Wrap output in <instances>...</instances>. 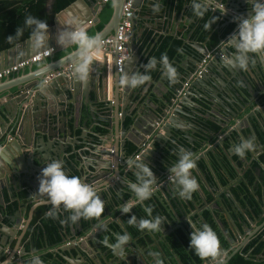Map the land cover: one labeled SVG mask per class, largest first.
Masks as SVG:
<instances>
[{"label":"water","instance_id":"water-1","mask_svg":"<svg viewBox=\"0 0 264 264\" xmlns=\"http://www.w3.org/2000/svg\"><path fill=\"white\" fill-rule=\"evenodd\" d=\"M81 1L84 2L85 0H77L73 4H71L69 7H67L65 10H63L61 12L62 15H59L58 17H56V20L54 21V26L52 25L49 27V31H54L56 34V31L58 29L56 26L58 24L57 21L59 20V17L63 16L64 12H69L73 10L74 6L79 4V2ZM89 1L91 2V6L88 8H91L90 12L93 15L89 13V10L86 11L87 12L86 14H83L82 16L83 20H86L84 23H82L83 27L87 26V23H89V25L92 24L93 26L96 25L99 22L98 15L100 14V11L102 10V8L106 6V4H100L101 0H89ZM140 1L141 0H136L135 2L136 10L140 4ZM215 1H218V0H215ZM227 2H228V5H225L223 2H220L221 3L220 5H224L225 7L224 9L219 8L213 3L212 5L209 4L210 7L208 10L217 14L224 20L223 21L224 24L223 26H221V28L223 29L228 28L231 25L235 26L232 32L229 34V36H231L233 33L237 31V27H238L237 23L234 22V17L248 16L247 15L248 10L251 9V6L254 0H227ZM112 3L114 5V12L112 14L109 28L114 29L115 30L114 33L116 34L118 26L120 25L121 20H122L123 6L125 3V0H112ZM81 21H82V18H81ZM139 24H140V20L135 16L134 17V29H133V32L130 38V43H129L130 57L125 63L123 72L119 73L118 77L122 75L124 72H128L129 74H131L132 64L133 65L136 64V67L138 69L137 72H140L143 66V62L145 61V60H141L140 62L137 61V58L139 59L141 56L139 48L136 43V31H138ZM60 26H63V24H60ZM68 27L71 28V25ZM229 36L224 37V38L219 37L220 39L219 44L223 43L226 39L229 38ZM102 37L103 39H105L108 36H104L102 34ZM27 40L23 43H19L17 46L13 48L8 49L7 51L0 53V56L3 54H6V52L10 53L13 50L20 49L21 47H29ZM49 47L50 48L48 50H54L55 48L60 47V46H58L55 42L53 43V41L51 40L49 41ZM203 50L204 48L200 45H197L194 47L191 46L190 49L185 50V52L188 55L187 60L191 62L189 63V69L191 73L185 70L187 71L186 74H178V79L182 84L184 83L185 80H188V78L192 75V72L197 70L199 64L201 63L202 58L206 54H208L209 51L203 52ZM221 53L224 55V58L222 59L220 58V56H216L214 59H212V62L209 63L206 67V72L201 75L202 78L198 79V82L196 84H193L192 87L196 88L198 87L199 84H203V86L208 87V91L212 89L215 92H219L218 95H216V97L221 98V96H223V100L224 102H226L228 107L226 106L224 108L222 106L224 108V111H221L220 114H217V111L215 110L216 108L215 107L213 108V105L211 104L210 107L208 108V112L204 113L199 108V104H197L193 99H191L194 90H190V89L187 90L186 95L181 98L179 97L178 93L182 90V85H180L179 82L175 83L176 88L173 89L174 96L172 100L179 101V108H176L175 102L170 100L166 102L167 104L165 105L164 111L162 113L156 114L154 112V114H151V116L154 117V122L152 121L150 122L152 126H148V130L144 132V135L149 136L150 140L153 138V142L150 144V149H148L147 152L142 155V161H146L147 163L154 166L155 163L152 162V159L154 158V156H156L158 159H161L162 154L166 153L164 149L165 147H168V143L170 141L174 142L177 145L183 146L184 148L191 150L194 153V146L196 145V142H197V139H195V136L198 134L200 139L207 140L209 138V133L211 132V128L209 126L208 118L214 117L218 121L217 123L219 126H227L229 122V116L233 118L237 117L238 119L239 115L241 113L242 114L244 113L246 107L243 105V99L240 96L241 94L237 93V95H234L233 87L227 86L223 90H220L217 83L215 84L211 83V85L208 84L209 76L211 75V73L215 71L218 73V75L215 76L216 81L218 79H222L226 84H228V81L226 79V76L228 74H230L232 77L237 79V74L235 75V73L240 70L238 68L232 67L231 65L227 63V58L229 56L234 55V53L228 48L223 49ZM27 54L28 52L24 53V56L20 60L15 61L8 67L3 66L1 69L4 70L6 68L12 67L13 65L18 64L21 61L31 58L37 53L31 52V55H27ZM66 65L72 66V69L67 72L65 71L61 72L56 69L57 71L51 72L49 74V75L51 74L54 75V77H52L49 81H47L46 79L47 77L42 79L41 82L44 83L43 89L39 87V89L33 90L30 87L23 86L22 89L18 91L19 94L15 101L17 103V106L15 108H11L9 111V113H11L12 116H16L18 117V120H21V123H20L21 128L25 126V130L28 129V132H26V134H27V137H29V139H28V142L23 140L21 138L22 135H20V132H19L18 137L21 140H19L16 137L14 142L8 139L4 142V144L2 143L0 145V223H3V219H4L3 217L5 215V205L8 204L5 198V190H8V194L10 195L9 205H13V202L17 201V199L13 197L14 196L13 192L18 191L24 185H27L30 187V189L27 190V193L29 194V198L24 199V200H27L28 202L30 201L29 203L33 202L34 200L30 197V194L37 191L38 177L40 176L41 169L44 167V165L47 162H50L52 160H60L61 156H64L68 153L67 150L71 148L72 146L71 143L73 142L72 140H74V137H73L74 127L77 128L80 125L82 129L84 130L83 136L81 135L75 138L76 145L82 144L83 146H86L88 148V151H92L98 156V160L95 162V165L93 167L94 173L91 174L90 176H87V178L84 175V177L81 179H86L85 182L87 184L92 185L93 187H96L97 190H99L102 187L101 184L108 182L103 188H101L102 190L98 192V195L100 196L102 200L104 199L103 193H102L103 191H106V190L111 191L112 187L118 185L119 183L124 185L126 182V178L128 177V174L130 172H133L132 169L127 171L126 174H121V171L119 169H117L118 172H116L115 168H116L117 163H118L117 168H119V166L125 167L127 165L126 161L129 158H133L143 148V146H145L149 142L148 138H146L144 142L130 141V143L135 148V151L131 154V157H129L130 149L127 147L128 138H126V140L124 141H121L117 145V149L106 147L105 145L108 144L107 140L110 139L109 134L111 135L112 133L111 121H108L107 123L109 124L107 127L108 128L107 131H109V134H103L100 131L99 136L94 135L95 138L91 137L90 134L93 133V131H91L93 124L102 126L99 123L101 122L100 119H97L96 115L93 113V111L97 110L98 108L96 105H92L90 107L89 119H91L92 125H89V119L85 120L83 124H80L81 117H79L80 107L78 106V102H79L78 98L83 94L84 96L83 101L85 99L86 101L87 100L89 101L91 100V94H87V90H86L87 87L83 86V89H82L81 88L82 83L78 82L77 79L75 78L74 71H73V63L67 62ZM95 65L96 63L94 62L90 70V73H89V80H91V83L94 82L95 86L97 85L98 88L95 87L96 90L98 89L100 90V92L95 91L97 94V97L99 94H100V97H102L103 93L106 92L104 95V98L101 99L102 101H100V103L104 105V109H106V112H108V114L111 115L113 114L115 110L117 111V109H115L116 104H115L114 99L106 100L107 90H106L105 83L107 81V76H108L107 70L105 67L106 65H104L103 73L96 72L95 74H93L91 72L96 70L93 67ZM215 66H217L218 69ZM57 72L61 74L58 75ZM103 76H105L106 78L105 82L102 79ZM201 87L199 89V93L202 95L203 91L201 90ZM114 93H115V89L113 88V94ZM63 94L67 98L66 101H62V98H58L59 95H63ZM230 94H233L231 95L232 98L237 99L235 101L237 105L235 109H233V107L231 106L233 105V102L229 98ZM40 98L42 99L41 101L44 103H41V105H38L39 102L37 101ZM55 98H57V100L59 101L61 100L62 102H60L57 105ZM200 98H202V96ZM189 102L192 105L189 111H186L180 108V106L183 105V103H184V106H187L189 105ZM65 104L67 105L66 106L67 110L63 111L62 108ZM12 106H15V105L13 104ZM48 106L51 109L50 115L47 114ZM258 108L260 107H257V109ZM119 113H120V110L118 111V114ZM51 115H53L52 117L56 119V124H55L56 126L53 127L52 125H49V129L51 132L47 134H49L52 140H55V139L56 140L53 141L52 145L54 144V146L50 148L51 150L50 152H48L47 150L41 151L40 150L41 146L39 145H41V143L44 144L45 139L37 138V133L38 135H42L44 132L42 131V127L33 126V124L36 125L37 124L36 122L38 120H44L46 122H50ZM258 118H259V111L256 110L255 113L251 114L250 116L248 115L247 120L251 122L252 121L257 122ZM119 127L121 128V131L123 134L128 132V130H126L124 120L120 122ZM136 128L137 130H139L138 127ZM232 132H235V133L238 132L236 133L238 135L242 134V128L238 126L237 129L232 130ZM225 137L226 136L223 135V137L221 138L225 139ZM57 138H60L59 139L60 142ZM182 138H184L187 141L186 142L183 141ZM222 139H220V142L223 144ZM13 145L16 148H13ZM22 145L25 148L28 147V148L33 149L32 154H30L28 158H25L24 152L22 153V150H23ZM156 145H158V148ZM15 149L17 150V152L15 151ZM58 151H59V155L57 156ZM6 155H8L9 158H7ZM197 162L196 164H198ZM172 164L173 162L165 161V165L167 167H170ZM83 171L84 170H82V172ZM88 171L89 169H87V172ZM238 171L240 173L242 172L241 169L239 168H238ZM2 173L7 175V179L5 180L3 179L5 178V175L1 177ZM168 173H169L168 170L166 171L161 170L156 173V177L158 178L157 182H159L160 180L159 177H162L163 179L162 181H164V183L163 184L161 183L162 184L161 188L164 194L167 196V198L170 201H172L175 198L173 194L174 187L172 186V184L173 185L175 184L173 182H170V180H168L169 178L167 177ZM82 174H84V172ZM115 175L116 177H114ZM117 178L119 179V181H117L118 180ZM114 183L116 184L112 186V184ZM228 192H229L228 196H231L232 194L230 193L229 190ZM154 194H158L159 196L161 195L159 190H156V192L152 194L151 198L155 196ZM40 198L41 197H39V199ZM24 208L25 207L23 205V207L18 208L16 210L20 212V210L23 211ZM16 215L17 213L15 214V216ZM8 218L10 217L8 216L7 219ZM11 237L12 236H8V237L5 236V242L1 243L0 247L2 248L8 247V245L11 244ZM94 240H96V236L95 235L93 236L92 234L89 233L86 238V242L88 243L87 245L89 247H92L91 242ZM125 247H129L132 250L130 253H124L123 256L115 255V258L119 261L118 264H154V263L156 264V261L158 260L157 257L152 252L153 254L151 258L154 262L153 263L151 259L149 258V256H147L145 251H143L142 248L135 241L129 242ZM240 249H241V246H239L238 250ZM64 251L66 250L64 249ZM23 252L25 253V248L23 249ZM223 252L224 251H221L218 259L219 258L221 259V257L224 256ZM64 258L66 261L71 260L69 255ZM5 262H7V264H15L13 260H11V256L7 260H5Z\"/></svg>","mask_w":264,"mask_h":264},{"label":"crops","instance_id":"crops-1","mask_svg":"<svg viewBox=\"0 0 264 264\" xmlns=\"http://www.w3.org/2000/svg\"><path fill=\"white\" fill-rule=\"evenodd\" d=\"M52 2H53V0H50L49 8L52 7ZM160 2H161V9H160L159 13H154L152 11L153 0H141L139 6L137 7V10H135V13H136L135 15L140 20V24L138 26V31H136V43H137V46L139 48L141 56L139 59L137 58V61L140 62L141 60H145L143 62V66H144L148 62L149 59L155 58V51L160 46V43L163 42V39H165L166 37L167 38L171 37L180 43L177 54H175L172 57V59L169 61L170 64L173 67H175V69H176V72H177L176 79L174 81H169L162 74L161 65L157 61L158 63H157L156 68L151 69L146 73L149 76V79L147 81H145V83L143 85H140L134 89H128V88L126 89L125 88L127 91L126 92L124 87L120 86L118 83V74L119 73L117 72V70H115L114 64L113 63L109 64V63H106V61L102 60L103 56L105 55V51L106 52L108 51L106 48H105V51L102 48L99 59L94 61L96 63V65L93 67L96 70L92 71L91 73H93V74H95L96 72L103 73L104 65H106L105 67H106L107 75H108L107 81L105 83L106 90H107L106 100L114 99L115 104H116L115 109H117V111L115 110L113 112V114H111V115H109L108 112H106V109H104V105L102 103H100V101H102L101 99L104 98V95L106 92L103 93L102 97H100V94L98 93L99 95L97 97L96 92L97 91L100 92V90L99 89L96 90V88H98V87H97V85L95 86L94 82L91 83V80L88 79L86 84H81L82 89H83V86L87 87V89H86L87 94H91V100L86 101V99H85L83 101V97H84L83 94L78 98V101H79L78 106L80 107L79 117H81L80 118L81 119L80 124H83V122L85 120L89 119L90 107L92 105H96L98 109L93 111V113L96 115L97 119H100L101 122H99V123L102 126H98L97 124H95V125H97V126H95L93 124L92 129H91V131H93V133H91L90 135H91V137L95 138L94 135H98V136L100 135V130L104 131L103 134H109V131H107V129H108L107 127L109 124H107V123H108V121H111L112 133H111V135L109 134L110 139L107 140L108 144L105 145L106 147H111V148L117 149V145L121 141L126 140V138H128L127 145L129 144L132 148H134V146L130 143V141L144 142V140H146V135H144V132L146 130H148V126H152L150 122L151 121L154 122V117H152L151 114H154V112L156 114L161 113V111L165 108V105L167 104L166 103L167 98L169 100L173 99V96H174L173 89L176 88L175 83L179 82V84L182 85V88L185 91H187L189 89L194 90L191 99H193L195 102H199V97H200L199 89L203 84H199L198 87H196V88H194L192 86H193V84H196L198 82V79L202 78L201 75L206 72V68H200L198 66L197 70L192 72V75L195 78L190 79L192 76L191 75L188 78V80L184 81V83L189 81V84H190L188 86V88L185 89V87H184L185 84H182L178 79V74H186L187 71L190 72L189 63H191V62L189 60H187L188 55L185 52V50L190 49L191 46H193V47L197 46V45L202 46L204 48L203 52L209 51L208 54H206L203 57V58H206L208 56L211 57V60L209 61V63H211L212 59H214L217 56L215 54L221 53V51L223 49L228 48L229 50H231L235 54V49L233 47H230L227 44H224V45L219 44V46L217 45L216 47L210 48L208 43H206V42H204V43L200 42L199 43L197 41V39L194 37V27H195L196 21L200 17L197 16V18H196V15H194L195 13L191 10L190 4H191L192 0H172L171 1L172 3L169 2L168 0H160ZM200 2L206 7V11H209L208 10L210 7L209 4H211V3L208 2V0H200ZM220 2H223L225 5H228L227 0H218V1L212 0V3H214L216 6H220V4H221ZM100 4H104V3L101 2ZM90 6H91V2L89 0H85L84 2H82V1L79 2V4L74 6L73 10H71L69 12H64L63 16L59 17V21L61 23L57 24L56 27L57 28L61 27L60 24L64 25V22L72 19L73 17H79L80 20L82 18L81 22L84 23L86 20H83L82 16H83V14H86L87 13L86 11H88V10H89V13L91 14V12H90L91 8H88ZM110 6L112 7L113 12H114V5L112 3V0H110L108 3H106V6L104 8H102V10L100 11V14L98 15L99 22L94 26L92 24L89 25V23H87V26H85V28L87 29V31L89 32L90 35H94L96 33H101L104 36L115 35V33H114L115 30L112 28L111 29L109 28V24H110L112 16L110 17V19L108 21L104 20L105 22L103 21V19L101 17L102 14H106L105 10L107 9V7H110ZM61 12H59L60 14L58 13L54 17V20L52 23L53 26H54V21L56 20V17H58L59 15H62ZM83 12H85V13H83ZM91 15H93V14H91ZM103 16H105V15H103ZM221 21L223 22L224 20L221 18ZM68 26H70V25H68ZM49 34L51 37L49 41L52 40L53 43L54 42L56 43L55 32L49 31ZM25 41H23V42H25ZM225 41H227V40H225ZM23 42H21V43H23ZM17 45H15V46H17ZM5 51H7V50H5ZM24 51L28 52L27 55H31V51L29 50V47H21L20 49L13 50L10 53L6 52V54L1 55L0 56V69L3 66L8 67L12 63H14L15 61L20 60L24 56V53H26ZM75 56H76V48L74 45H71L68 47H57L51 53V57L48 58L46 61H44L42 63L35 64L31 68L28 67L27 69L22 70L20 73L13 74V75H11L10 78L4 79L3 81H0V121H1V123H0V138H1L0 139V145L2 143L4 144V142L8 139H10V140H12V142H14L16 137L19 140H21L18 137L19 132H20V135H22L21 138L28 142L29 137H27V134H26V132H28V129L25 130V126L23 128H21L20 127L21 120H18V117L12 116V114L9 113L11 108H15L17 106V103L15 101H16V98L18 97V94H19L18 91L20 89H22L23 86L30 87L33 90L39 89L41 81L43 78H46L51 72H54L57 70L58 71L66 70L69 67L66 65V63L72 62L75 59ZM113 59H114V56H113ZM107 65H109L110 71H109V68L107 67ZM41 66H44L46 70L40 71ZM143 66L141 68L140 73H145V69ZM137 70L138 69L136 67V64L135 65L132 64L131 74H132V72L133 73L137 72ZM185 70H187V71H185ZM200 71H202L200 73L201 75H200V77H197V73H199ZM155 74L157 75L156 78H155ZM195 74H196V76H195ZM102 79L105 82V80H106L105 76H103ZM211 83H215L214 72L211 73V75L209 76L208 84L211 85ZM113 88L115 89L114 94H113ZM58 98H62V101H66V99H67L64 94L59 95ZM155 99H157V100H155ZM41 100L42 99L40 98L37 101V102H39L38 105H41V103H44ZM55 100H56L57 105L60 102H62L61 100L60 101L57 100V98H55ZM172 101L175 102V107L179 108V101H174V100H172ZM95 102H96V104H95ZM13 104L15 106H12ZM23 106H25V105H23ZM66 106H67L66 104L63 106V108H62L63 111L67 110ZM191 106L192 105L190 104V102H189V105H187V106H184V103H183V105H181L180 108H182L183 110L189 111ZM218 106H220V105H218ZM59 109H61V108H59ZM47 110H48L47 114L50 115L51 109L49 108V106L47 107ZM119 110H120V113L118 114ZM222 110L224 111V108H222ZM66 113H68V112H66ZM217 114H220V113L217 112ZM52 116L53 115H51L50 122H46L44 120H38L36 122L37 123L36 125L33 124V126L42 127V131L44 132L42 135H38V133H37V138H44L45 139L44 140L45 143L44 144L41 143V145H39V146H41V148H40L41 151L47 150L48 152H50L51 151L50 148H52L54 146V144L52 145V143H53V141L56 140V139L52 140L50 138L49 134H47V133L51 132L49 129V125H52L53 127L56 126L55 125L56 119ZM213 118H210L212 120L211 123H212L213 127H216L220 131L223 130V132H226L228 130L226 127H222V126L217 125L218 121H216V119L215 118L213 119ZM122 120H124L126 130H128V132H126L125 134L122 133L121 128L119 127L120 122ZM89 125H92L91 119H89ZM136 125H138V126H136ZM136 127H138L139 130H137ZM98 128H100V130ZM73 131H74V134H73L74 140H72L73 141L71 143L72 146H71V148H69L67 150L68 153L66 155L60 157L59 161L61 163L64 162V165H62V166H65V168H66V165L67 166L69 165L70 170L73 172V173H71V175H76V176H79L80 178H83L85 175V177L87 178V176H90L91 174L94 173L93 167L95 165V162L98 160V156L94 152L88 151V148L86 146H83L82 144L76 145L75 138L79 137L81 135L83 136L84 130L82 129V127L80 125L77 128L74 127ZM225 136H226V134H225ZM57 139L59 140L60 138H57ZM220 139H222V138H220ZM202 140H204V139H202ZM216 140H218V139H216ZM222 140H223L224 146H222V144H221V146H219V148L216 147L217 148L216 151L218 152V153H216V154H218V159L220 156L219 153H221V151L223 152L221 154L225 155L226 158L228 155L230 157V155L232 153L231 151H228L229 149H231L230 148L231 143H229V141L227 143V141H226V144H225L224 143L225 139L223 138ZM59 142H60V140H59ZM219 142H220V140H219ZM219 142H218V144H219ZM212 143H214V142H211V140H210L209 145ZM156 146L158 148V145H156ZM214 146L215 145L211 146L209 148L210 150H208V151L212 152L214 150ZM13 148H16V147H14V145H13ZM226 149H227L228 153H227V151L225 152ZM15 151L17 152L16 149H15ZM32 151H33V149L28 148V147L25 148L23 146L22 153L23 152L25 153V158H28L30 156V154H32ZM174 151H176V150H174ZM174 151L169 152L172 157H169V155L166 154L165 159L176 161L177 160V154ZM208 151H207V157L210 161L211 157L214 158L215 151L212 153H209V154H208ZM58 155H59V151L57 152V156ZM203 155L205 156L206 154L204 153ZM6 156H7V158H9L8 155H6ZM236 156H238V155H236ZM155 157L156 156H154V158ZM229 160L230 159L227 158V162H228L229 167L233 168V170L236 172L237 169L231 165V161H229ZM242 161H243V157H241V156H239L238 160H236V162H239L244 167L245 164ZM117 165H118V163H117ZM117 165H116V167H117ZM234 166H235V164H234ZM87 169H89L88 172H87ZM82 170H84L83 171L84 174H82L83 173ZM193 172L195 173V169L193 170ZM197 174H198L197 176L199 177L200 180L203 179L202 175L199 174V172ZM4 175H5V178H3V179L5 180V179H7L6 174L2 173L1 177H3ZM114 177H116V175ZM159 179H160L159 182H161L163 180L162 177H159ZM82 181H84V183H86L85 182L86 179H82ZM159 182H157L156 185H158ZM106 183H108V182L101 184V186L104 187L106 185ZM113 185H115V183L112 184V186ZM175 187H176V185H175ZM175 187H174L173 194L177 193ZM29 189H30L29 186L24 185L19 191L26 192V195L28 196L27 198H29V194L27 193V190H29ZM157 189L159 190L161 195L159 196L158 194H154L155 195L154 196L155 201L159 200L160 203L163 202L165 204L166 208L169 209V205H170L169 201L170 200L164 194L162 188L159 187ZM155 192H156V190L153 193H155ZM5 198H6V201L9 203L10 195L8 194V190H5ZM42 198L46 199V197H42ZM38 199H39V197H38ZM29 202L27 200H23L19 205L16 203L17 208H21V207H23V205L25 207L23 211L20 210V212H19L20 215L22 214L21 215L22 216L21 226H18L14 233H13L14 229L13 230L12 229L6 230V228L4 229L5 233L7 234L6 237L12 236L11 237V245L14 244V248H13V245L9 248V250H8L9 254H11V252H12V255L16 254L17 257H18V255H21V259L24 257V255H26V253L23 252V249H24L23 247H25L26 250L28 247L27 252H30L29 255H33V253H34V251H32L33 249H31L32 247H30V245L28 243L29 240H27V238L23 239L24 231L26 230V224H28L29 221L34 216H36V214H35V210H36L35 209V202L34 201L31 203H29ZM143 202H145V201H143ZM143 202H140V203H143ZM140 203L135 204L133 209L137 205H140ZM154 205L156 206V203H154L153 206ZM39 206L40 207L43 206L46 209V207L50 206V204H40ZM39 206H36V208ZM169 211H168V213H170ZM113 219H116V221H98V225L102 223L104 225V227L101 229V228L96 226V228L92 231V233L90 232V234H92L93 236L94 235L97 236L98 234H101L102 232L106 231L108 226L111 225L112 223H115V222L119 223L120 222L119 218H113ZM22 230H24V231H22ZM87 235L88 234H86L84 236V238L81 237L83 240L80 239V237H78V236H72L71 238L66 239V241L63 240L66 243H71L72 246H70L69 249H70V252H74L73 256L69 255L71 260L67 261L68 264H115V263L118 264L119 263V261L115 257L113 258V260H107L106 254L103 253L101 255L100 250L97 248V246H95L98 244L96 240L91 242L93 248L89 247L87 245L88 243L86 242V239H85V238H87ZM238 235L241 236L240 233ZM79 243H80V245H79ZM67 245H69V244H67ZM157 246H155L154 248L156 249ZM64 248L67 249L68 247L64 246ZM60 249H61V247L58 248V250H60ZM144 251H146L147 256H149V258L153 262V260L151 258L152 254H153L152 251L148 250V248L144 249ZM12 257L13 256H11V260H12Z\"/></svg>","mask_w":264,"mask_h":264},{"label":"clouds","instance_id":"clouds-1","mask_svg":"<svg viewBox=\"0 0 264 264\" xmlns=\"http://www.w3.org/2000/svg\"><path fill=\"white\" fill-rule=\"evenodd\" d=\"M190 6L198 17H202L206 11V7L200 0H192ZM160 9V0H153L152 11L159 13ZM218 19L219 17L217 16L213 18L214 24ZM234 22L237 23V31L221 44H227L235 49V54L227 58V63L234 68L245 70L250 63L254 64L256 62L254 57L260 56L264 58V0H254L250 15L234 17ZM57 23L61 22L58 20ZM68 25H71V28ZM24 26L30 29L27 40L29 50L37 54L41 51L47 52L50 48L49 40L51 38L48 22L29 14L24 19ZM204 27L207 29L209 24L206 23ZM23 34L24 28L18 26L15 34L7 36L6 39L11 43L14 39L18 40L21 38ZM55 41L60 47L75 46L76 56L72 61L74 75L78 82L86 84L92 65L94 61L99 59L103 48L102 34L90 35L87 29L82 26L79 17H73L57 29ZM157 63L155 58L149 59L143 66L145 73L134 72L129 74L124 72L118 77L119 85L128 89L143 85L149 79L146 73L156 68ZM159 63L162 74L169 81H174L177 77V72L175 67L170 64L167 54L161 55ZM45 70V67L41 66L40 71ZM40 87L44 88L43 82H41ZM254 141L255 137L241 138L239 143L231 147L230 151L243 157L246 152L254 149ZM150 142L149 138V142L146 145ZM176 154L177 160L167 169L170 174L169 180L176 185V192L181 199L190 200L192 193L198 188L197 180L192 175L193 170L196 168V155L191 150L180 145L176 146ZM126 163L133 170L135 177V181H126V186L133 194L134 199L125 202L118 209L122 215L130 213L135 204L149 200L155 191L154 186L157 183V177L152 168L146 161H142L140 157L129 158ZM30 197L35 201V206L50 204L53 209L63 206L64 210H71V214L65 220L60 221L62 225L68 222L75 223L80 218L98 219L105 212V204L98 195V190L92 185L84 183L79 176L67 174L59 160H52L44 165L38 177L37 191L30 194ZM38 197L41 198L37 199ZM42 197H46V199ZM143 210L150 218L142 217L137 220L135 215H130L127 223L136 226L142 231H160L162 217L159 215L153 217L151 206H146ZM189 225L192 231L188 248L193 250L195 255L201 259L216 258L221 251L220 241L216 232L207 224L202 225L200 228H196L191 223ZM97 227L102 229L104 225L101 223ZM114 235V243L109 244L107 238L102 243L109 247L113 254L123 256L130 236L127 232ZM4 264H7V262H4ZM26 264H43V261L39 255L34 254L26 261ZM156 264H160L159 260L156 261Z\"/></svg>","mask_w":264,"mask_h":264},{"label":"flooded vegetation","instance_id":"flooded-vegetation-1","mask_svg":"<svg viewBox=\"0 0 264 264\" xmlns=\"http://www.w3.org/2000/svg\"><path fill=\"white\" fill-rule=\"evenodd\" d=\"M247 15H250V10H248ZM234 26V25H233ZM235 27V26H234ZM229 36V35H228ZM227 36V37H228ZM230 37V36H229ZM227 40V39H226ZM219 46V45H218ZM222 54V53H221ZM224 57V55H223ZM222 58V57H220ZM203 59V58H202ZM223 59V58H222ZM255 59V63H250L248 68L245 70H240L237 71L235 73V75L237 74V79L232 77L230 74H228L226 76V79L228 81V84H226L222 79H218L216 82L215 79V83L218 84L220 90H223L225 87L230 86L233 87L234 91L233 94L237 95L241 94V98L243 99V105L246 107L244 113L239 115V118H233L229 116V122L227 124V126H222V127H226L228 130L226 132H223L218 130L216 127H213L212 123H211V119L208 118L209 120V126L211 128V132L209 133V138L206 140H202L199 138L198 134L195 136V139H197L196 145L194 146V154H196V162L198 164H196V168H195V173L192 172L193 177L197 180L198 183V188L197 190L194 192V194H192L191 199H181L178 194H174L175 198L172 201H169L170 205H169V209L170 210L168 213L169 217L172 221H175L177 223L176 227H185L186 225H188V229H190V225L194 224L196 228H200L202 225L204 224H209L207 221L208 217L207 215L213 214V218L216 220V216H215V212H217L218 210H221L220 207L222 208V213L225 216L226 222H227V226L226 228H228V233L224 232V226H222V224H220L219 221H216L219 225V228L222 232V234L225 236L226 241L228 242V247L227 248H223L221 242H220V250L224 251L223 252V257H221V259L218 257L220 256V254L214 258V259H210V260H206L205 264H228L229 261L232 259V257H234L236 254L240 253L245 255L248 259L253 260L254 264H259V263H264V255L262 254H256L253 255L254 253V248H251L250 251L248 252H244L246 248H248V246L253 243L255 240L256 241H260V242H264V58L260 57V56H256L254 57ZM202 61V60H201ZM207 66H205L206 68ZM217 67V66H215ZM218 69V67H217ZM239 74V75H238ZM218 75V73L215 71L214 72V76ZM222 77V76H221ZM216 78V77H215ZM214 83V84H215ZM201 90L203 91V94H200V97L202 96V98L199 97V102H196L197 104H199V108L205 113L208 112V108L210 107V105H213V108L215 107L217 112H221L223 111L222 108L224 107H228V105L226 104V102H224L223 100V96H221V98H217L216 95H218L219 92H215L212 89H210L208 91V87L203 86L201 87ZM230 94V99L233 102V105H231L233 107V109L236 108V98H232ZM206 98V99H204ZM220 105V106H218ZM223 106V107H222ZM222 107V108H221ZM257 107H260L257 109ZM166 110V109H165ZM258 110L259 111V118L257 119V122L255 121H249L247 120L248 115L250 116L251 114L255 113V111ZM164 111V109L161 111V113ZM237 111V110H236ZM213 118V117H212ZM220 118V117H219ZM214 119V118H213ZM216 119V118H215ZM211 120V121H210ZM217 121V120H216ZM218 125V124H217ZM241 127L242 128V134H236L238 132H232V130L237 129V127ZM197 129V128H196ZM226 134L224 143L226 144V141L228 143H231L230 148L236 144L239 143V141L241 140V138H249V137H255V141H254V149L251 151L246 152V154L243 156V163L245 164V166L240 167L239 162H236L235 159V154L231 153L230 157L229 155L227 156L228 159H230L229 161H231V165L233 167H235L237 169V176L238 179L233 181L232 179V183L230 187H226V188H222L219 186V177H217L215 175V186H210L209 185V181L207 179V175L204 173V171H202L201 169V165L200 164H204L206 166V168L208 169V171H214V167H215V160H217L218 158V153L216 150L217 148H219V146H221L222 143L219 142L220 138L223 137V135ZM218 139L215 140L214 143L209 145V141L212 140L213 138ZM183 141H187L184 138H182ZM151 142H153V138L151 139ZM151 142L148 144V146H150ZM219 142V144H218ZM217 146V148L214 146V150L212 152L215 151V156L214 158L211 157V160L209 161L208 157H207V151L210 150L209 148L211 146ZM176 146L177 144H175L174 142L170 141L168 143V147H165L164 151L166 152L165 154H162V158L158 159L157 157L152 159V162L155 163L154 166H152L153 169H155L156 173L164 170H167V166L165 165V161H169V162H175L173 160H168L165 159V155L167 153H169L170 151H174L176 150ZM222 146H224L222 144ZM227 151V149L225 150V152ZM230 151V149L228 150ZM227 151V153H228ZM211 151L208 152L212 153ZM206 154L205 156L203 154ZM221 153H223L221 151ZM221 153H219V158H221V156H225L222 155ZM131 154H129V157H131ZM202 157V158H200ZM217 157V158H216ZM63 161V160H62ZM208 161V162H207ZM202 162V163H201ZM235 164V166H234ZM254 164H259L260 167H258L257 169L254 168ZM62 165H64V162L62 163ZM237 165V166H236ZM218 166V165H217ZM64 170L66 171L67 174L71 175V173H73L70 170L69 165L63 166ZM238 168L241 169V173L238 171ZM116 172L117 169H119L121 171V174H126V166H119V168H115ZM69 171V172H68ZM249 171H253L254 177L256 179L255 184H248L245 174H248ZM202 175L203 179H199V177L197 176L198 173ZM132 172H130L128 174V177L126 178V181L131 180L130 179V174ZM169 173L168 176L169 177ZM118 179V178H117ZM169 180V178H168ZM245 183L248 184V189H249V193L251 195H256L257 193V189L258 187H262L263 186V194H262V200H260L258 197V200L261 203V208H262V213H260L259 215L255 216V217H251V215L249 214V212H247L246 209H242L243 207L241 206V202L234 196H228V190H230L231 187H235L238 186V184L243 181ZM119 181V179L117 180ZM117 183V182H116ZM115 183V184H116ZM38 186V185H37ZM173 187H175V185L172 184ZM103 188V187H101ZM99 189V191H101L102 189ZM176 188V187H175ZM105 189V188H104ZM127 186H126V182L125 184H118L114 187H112L111 191H103V201L104 204L108 203L106 201L108 200H113L115 199V197L121 196L123 193H125L127 190ZM23 193L25 194V196L23 195ZM210 193H213V196H211ZM231 193V192H230ZM14 198L17 199V201L13 202V205H9L6 204L5 205V215H4V219H3V223H0V244L5 242V236H7V234L5 233L4 229L6 228V230H10V229H14L13 231L15 232L16 228L18 226H21L20 223H22V216L20 215V213L16 210L18 209L16 207V203L19 205L20 201L26 199L28 196L26 195V192L23 191H14ZM213 197V201L211 200V197ZM222 196H224L225 198H223ZM134 199L133 194L130 195V199L124 201L127 202L129 200H133ZM21 201V202H22ZM114 201V200H113ZM146 202V201H145ZM143 202V203H145ZM123 203V204H124ZM143 203H140L143 205ZM122 204V205H123ZM120 204V207L122 206ZM231 205V206H230ZM106 206V205H105ZM229 206V207H228ZM15 207V208H14ZM44 209V213L42 214V216L40 218L37 219L36 216H34L28 224H26V230H22L24 231V237L23 239L27 238V240H29V245L30 247H32L31 249H33L32 251H34L33 255H39L40 259L42 260V257L46 254V252H57V250H54L53 248H47L46 250H43L41 252H38L36 249L33 248V235L36 232L37 234H41L42 232H45V227L43 226V221H46L48 218H52L57 216V225L61 226L60 229V233H61V237L63 238L64 241H66V239L71 238L72 236H78V237H84V236H79V234L82 232V218H80L77 222L73 223V225L68 226L67 223L66 224H61L60 221L61 220H65V216H66V211L63 209V206H60V208L58 209H53V207L50 205L48 207H43ZM40 206L35 208V214L37 215V211L40 210L41 208ZM242 207V208H241ZM71 211V210H70ZM114 212V210H113ZM210 212V213H209ZM7 213V214H6ZM17 213V215L15 216V214ZM71 213V212H70ZM112 213V212H109ZM34 214V215H35ZM60 214V215H59ZM10 217L7 219V217ZM15 221V222H13ZM101 221H116V219L113 218H108L106 220H101ZM242 225L239 227V225ZM14 228H12V227ZM175 229V228H174ZM174 229H169V231H163V235L161 238H157L155 241H153L152 243H150L148 245V250L152 251L155 249L154 247L158 245V243H160V241L166 237V235L171 232ZM41 232V233H40ZM22 233V232H21ZM89 232H87L88 234ZM103 233V232H102ZM241 234V236H239L238 234ZM6 234V235H5ZM243 237V238H242ZM61 244V249L58 251L62 257H67L68 255H70L72 252H70V246H72L69 243L64 242ZM69 244V245H67ZM13 248H14V244ZM11 244L8 245V247H0V264H4L5 260H7L8 258H10V256H13V262L15 264H26V261L32 256L29 255L30 252H27L26 248H25V253L26 255H24V259H21V255H18L20 257V261L17 262L14 257H17V255H12L8 253L9 248L12 246ZM64 246H67L68 248H64ZM239 246H241V249L238 250ZM107 247V246H106ZM64 249L66 251H64ZM110 249V248H109ZM111 250V249H110ZM144 251V249H142ZM45 251V252H44ZM220 251V253H221ZM70 252V253H69ZM234 252V254H233ZM146 253V251H145ZM154 253V252H153ZM225 253V254H224ZM245 253V254H244ZM155 254V253H154ZM60 255V256H61ZM102 255V254H101ZM115 255V254H114ZM232 256V257H231ZM231 257V258H230ZM107 258V257H106ZM105 258V259H106ZM43 261V260H42ZM66 261V260H65ZM67 262V261H66ZM44 264H54L51 262H47V261H43Z\"/></svg>","mask_w":264,"mask_h":264},{"label":"trees","instance_id":"trees-1","mask_svg":"<svg viewBox=\"0 0 264 264\" xmlns=\"http://www.w3.org/2000/svg\"><path fill=\"white\" fill-rule=\"evenodd\" d=\"M76 0H53L52 7L49 8L50 0H0V53L8 50L10 48H13L15 45L25 41L29 37L30 29L26 28L24 26V19L27 15H32L38 19H43L48 22L49 27L52 25L54 17L61 12L62 10L69 7L71 4H73ZM171 2L172 0H168ZM172 3V2H171ZM106 14H102L101 17L104 20L108 21L110 17L112 16L113 9L112 7H107L105 10ZM105 15V16H103ZM195 15V14H194ZM219 17L217 22L214 24L213 18ZM197 18V16H196ZM105 22V21H104ZM209 24V27L205 29L204 25ZM223 22L221 21V17L217 14L211 12V11H205L204 15L200 17L195 24L194 27V37L197 39V41L200 43H208L210 48L216 47L219 45V37H227L232 30L234 29V26L231 25L228 28H221L223 26ZM24 28V34L21 38L18 40L14 39L11 43H9L6 39L9 35H14L15 30L17 27ZM180 43L176 41L175 39L171 37H166L163 39V42L160 43V46L155 51V59L159 62L160 57L162 54H167L169 61L172 59V57L177 54V51L179 49ZM157 75L155 74V78ZM157 100V99H155ZM167 101H170L167 98ZM100 130V128H98ZM101 131V130H100ZM104 133V131H101ZM216 137L211 140V142H215ZM210 142V141H209ZM130 149V153H133L135 151L134 148H132L129 144L127 145ZM169 157H172L170 153H167ZM239 156H235V159L238 160ZM215 167L214 171H208L206 166L202 163L201 169L204 171V173L207 175V179L209 181V185L215 186V175L219 177V186L222 188L230 187L232 180L235 181L238 179L237 172L233 170V168L229 167L227 158L225 156H221V158H217L215 160ZM218 165V166H217ZM240 167L242 165L239 163ZM152 168V166L150 165ZM260 167L259 164H254V168ZM153 172L156 176V171L153 169ZM248 184H255L256 179L254 177L253 171H249L248 174H245V177ZM130 179L132 181H135V177L133 175V172L130 174ZM232 179V180H231ZM248 184L243 181H241L238 186L231 187L230 192L232 195H234L240 202L242 209H246L247 212L251 215V217H255L262 213L261 203L258 200H262V194H263V186L258 187L256 195H251L249 193V187ZM127 191L123 193L121 196L115 197V199L108 200L105 205V212L104 214L98 218V219H85L82 218V232L79 234V236H85L87 232L93 231L96 226L98 225V221L106 220L108 218H119L120 222L112 223L108 226L106 231H104L101 234H98L96 236L97 241V248L100 250L101 254H106L107 260H113L115 255L113 252L106 247L102 241L107 238L108 242L114 243L115 242V235L116 233L123 234L124 232H127L130 236L131 241H135L138 243V245L142 249H147L148 245L155 241L157 238L162 237L163 231H169V229H174L171 232H169L165 238H163L160 243H158V246L153 251L155 252V256L159 260L160 264H205L206 260L199 258L195 255L194 251L189 249V242H190V234L192 229H188V225L185 227H176L177 223L175 221H172L167 214L169 211L165 204L163 202L160 203V201L154 199V197L149 200H147L143 205H137L132 211L128 214H121L118 209L120 208V204L122 205L124 201L130 199V195L132 194L130 190L127 188ZM24 192V191H23ZM194 194V192L192 193ZM211 196H213V193H210ZM25 196V194L23 193ZM210 196V197H211ZM225 198L224 196H222ZM258 197V198H257ZM132 199V198H131ZM213 197H211L210 201H213ZM156 203V206L153 204ZM151 206L153 209L152 216L159 215L162 217V223H161V230L157 232H150L148 230H139L134 225H129L127 223V220L130 215H135L137 217V220L140 218H150L147 216V214L144 212V207ZM231 206V205H230ZM229 207V206H228ZM222 210V208L220 207ZM114 210V212H113ZM218 210L215 212L216 220L213 218V214L207 215L208 220L207 221L210 226L217 234L219 241L221 242L223 248L228 247V242L226 241L225 236L222 234L219 225L222 224L224 226V232L228 233L227 222L225 219V216L223 215L222 211ZM44 209L41 207L39 211H37V219L42 216L44 213ZM70 210L66 211L65 219L71 214ZM112 212V213H109ZM60 215V214H59ZM57 216L52 217L51 219L48 218L46 221H43V226L45 227V232H40L41 234H37L36 232L33 235V248L36 249L38 252H41L43 250H46L47 248H53L57 250V252H46V254L42 257V260L45 262H51L54 264H68L65 261V258L62 257V255L58 252V248L63 243V236L61 237V231L59 225H57ZM216 221H219L220 224ZM68 226H72V222L67 223ZM242 226L241 224L239 227ZM253 255L256 254H262L264 255V242L260 241H254L251 243L248 248L245 249V253L250 251L251 248H254ZM28 250V247H27ZM132 249L129 247H125V253H130ZM45 252V251H44ZM244 253V254H245ZM61 255V256H60ZM71 256L74 255V252L70 254ZM210 260V259H208ZM220 264V263H218ZM228 264H254L253 260L248 259L243 254H236L232 259L229 261ZM264 264V263H259Z\"/></svg>","mask_w":264,"mask_h":264},{"label":"built area","instance_id":"built-area-1","mask_svg":"<svg viewBox=\"0 0 264 264\" xmlns=\"http://www.w3.org/2000/svg\"><path fill=\"white\" fill-rule=\"evenodd\" d=\"M110 0H101L102 3L106 4ZM135 2L136 0H125L124 6H123V16L120 25L118 26L117 32L113 36H108L105 39H103V49L105 51V48L108 50L107 52L105 51V55L103 56L102 60L106 61V63H113L115 70H117L118 73L123 72V68L125 66L126 61L130 57V49H129V43H130V38L134 29V17L136 16L135 14ZM208 2L212 3V0H208ZM221 9H224V5L218 6ZM109 49H108V48ZM53 50H47V52H40L38 54H35L29 59H26L24 61H21L18 64L13 65L10 68L4 69L0 72V81H3L4 79H8L11 77V75L19 73L20 71L31 67L35 64L42 63L46 61L48 58L51 57V53ZM217 56H220L222 58L223 55L221 53L215 54ZM114 56V59H113ZM211 60V57H206L203 58L201 63L199 64L200 68H205L206 65H208L209 61ZM109 68V65H107ZM72 69V66H69L65 72L70 71ZM110 71V68H109ZM62 72V71H61ZM200 71L197 73V77H200ZM60 75L61 73H58ZM196 76V74H195ZM52 77H54L53 74L47 76V81H49ZM195 78L193 75L191 76L190 79ZM46 81V82H47ZM185 84L184 87L185 89L188 88L189 81L183 83ZM179 97H183L186 95V91L182 88V90L178 93ZM149 139V136H147ZM150 148V146L145 145L143 148L134 156V157H140L142 160V155L147 152V150ZM113 152V151H112ZM131 170L128 165H126V171ZM164 183V181H161L158 183V185L155 186V190H158L157 188H161V185ZM71 244V243H69ZM9 253V251H8ZM20 257H14V259L18 262Z\"/></svg>","mask_w":264,"mask_h":264}]
</instances>
